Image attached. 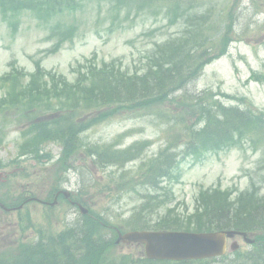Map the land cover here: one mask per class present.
Masks as SVG:
<instances>
[{
  "label": "rangeland",
  "instance_id": "rangeland-1",
  "mask_svg": "<svg viewBox=\"0 0 264 264\" xmlns=\"http://www.w3.org/2000/svg\"><path fill=\"white\" fill-rule=\"evenodd\" d=\"M154 1L160 5L163 2ZM177 1L192 13L207 17L209 27L205 34L206 39L212 42L214 52L217 53L219 46L223 44V35L231 39L226 55L206 65L201 75L186 87L187 94L198 95L207 90L210 94L216 92V95L223 92L229 96L244 98L245 101L241 103L239 100L226 99L222 95L214 97L212 94L211 97L207 95L202 99H218L225 105H239L242 109L248 106L255 111H264V83L253 79L254 75H264V13L258 10V0ZM113 4L115 2L107 0H83L82 6L72 14L74 19L69 16L62 19L63 23L76 24L73 42L65 44L55 55L47 57H43L42 53L52 42L46 39L48 30L33 15L23 13L19 17L15 34L11 33L0 18V75L8 71L11 61L29 72L33 70L32 62L41 58L46 70L71 79L73 74L70 73V68L93 54L100 61L119 59L125 68L134 71L146 62L147 54L154 44L178 35L186 26L167 24L162 11L153 16L154 12H150V9L138 12L121 5L114 12L111 10ZM151 6L152 4H147L146 8ZM228 16H232L231 20L227 19ZM184 92L185 90L177 92L173 98L184 96ZM170 108L171 106L167 111L177 112L175 106H172V111ZM183 116L182 114L181 118ZM194 123L189 120L187 124ZM4 127L5 140L0 144V172L6 178L0 181V193H8L11 198L22 192L43 197L52 187L49 182L53 178L51 167L60 153L59 146L49 144L45 147L44 151L52 156L47 164L31 167L29 159L24 158L19 166H15L11 162L17 155L18 127L10 116L0 119V129ZM184 133V126L161 122L159 118L146 113L117 117L98 124L80 135L84 149L80 151V155L74 156L71 164L74 169L62 177L59 188L81 195L80 199L86 204L85 207L99 213L112 226L126 230L133 226L157 229L158 226L155 225L170 207H174L181 216L191 213L195 206L194 197L199 190L220 187L235 193L246 190L252 181L264 185V132L260 133V140L255 143L259 146L256 149L248 141L242 147L206 154L195 164L184 162L178 171L180 177L177 182L172 180L163 183L165 191L159 199L168 204L150 202L142 208L144 198L153 194V191L141 184L140 173H136L141 160L126 164L123 168H104L96 166L85 151L87 146L103 149V146L111 145L116 140V146L122 148L134 142L149 141L151 145L144 152L145 158L155 155L166 144L171 146L170 152L175 154L181 151L183 142L188 140ZM122 173L126 174L123 180L118 177ZM18 216L28 217L29 220L26 219L25 223L31 221L32 229L24 230V234L32 240L31 230L40 229L55 234L62 231L65 224L79 220L77 211L66 207L63 209L62 206L51 212L30 205L16 214L0 213V250L4 249V244L13 240L10 228L18 222ZM49 216L52 223L49 222ZM107 235L112 236L109 233L105 236ZM234 240L240 246L238 256L230 258L231 260L227 256L228 258L220 260L192 264H249L245 256L248 246L240 238ZM114 253L118 258L142 257L141 248L135 245L120 244L113 249V255Z\"/></svg>",
  "mask_w": 264,
  "mask_h": 264
},
{
  "label": "trees",
  "instance_id": "trees-1",
  "mask_svg": "<svg viewBox=\"0 0 264 264\" xmlns=\"http://www.w3.org/2000/svg\"><path fill=\"white\" fill-rule=\"evenodd\" d=\"M113 1L115 8L122 3L127 5L134 2L137 3V9H142L147 2L154 0ZM163 1L160 9L167 6V10L173 11L169 12L172 13L171 17L177 18L181 12L180 6L171 0ZM75 7H78L75 0H0V13L8 25L13 27L16 16L29 11L50 26L51 30H57L59 37L51 53L64 41H70L75 31L73 26L60 30L59 24L51 25L52 21L58 15L72 12ZM205 29L204 17L196 16L195 23L190 24L184 37L156 45L146 66L139 73L123 71L119 62L97 67L89 61L82 71H77V80L70 85L64 78L45 74L36 64L35 73L24 84V75L13 67L10 74L5 76L6 89L0 99V115L15 116L16 123H20L22 119L36 120L49 112L58 113L51 121L33 122L25 133L28 138L24 147L29 149L35 159L40 158L38 149L47 141L62 145L63 156L67 159L79 147L78 131L81 129L106 122L112 117L139 113L154 115L173 126H184V134L188 138L183 142L184 157L191 155L197 158L203 153L234 145L247 134H260L264 128L263 115L257 116L251 111L235 107H223L211 98H196L187 92L182 97L173 98L175 92L184 91L199 76L202 67L216 57L212 42L206 39ZM225 46L226 41L223 40L220 54L225 51ZM169 106L170 111L175 106L177 112L167 111ZM81 112H84L83 123L75 120ZM189 120L195 123L188 125ZM199 125L202 126L198 128ZM147 145V142H140L125 151L109 147L88 152L96 155L99 164L122 167L125 163L139 159ZM170 147L167 146L156 159L147 160L138 166L137 172L147 186L156 189L160 179L171 177L177 168V155L170 152ZM229 195L231 193L219 190L200 192L194 215L182 220L172 215L173 210H168L166 217L157 225L158 230L192 229L208 232L233 229L247 233L259 232L262 236H255V244L245 256L249 264H264V199L257 200L254 192L240 194L234 201ZM153 199L147 196L145 206ZM84 222V231L81 227L71 228L57 237L61 239L59 251H53L50 243L39 244V250L36 249L38 246L32 247L25 258L8 256L0 264H132L127 258L113 255L114 244L105 239L102 226L106 223L99 215L85 217ZM138 228L133 226L131 229Z\"/></svg>",
  "mask_w": 264,
  "mask_h": 264
},
{
  "label": "water",
  "instance_id": "water-1",
  "mask_svg": "<svg viewBox=\"0 0 264 264\" xmlns=\"http://www.w3.org/2000/svg\"><path fill=\"white\" fill-rule=\"evenodd\" d=\"M233 232L213 234L130 232L118 237L117 242H134L144 245L146 257L156 260H201L221 256L225 252L226 239ZM236 245H232L234 250Z\"/></svg>",
  "mask_w": 264,
  "mask_h": 264
}]
</instances>
